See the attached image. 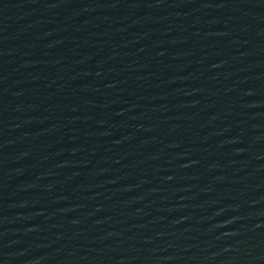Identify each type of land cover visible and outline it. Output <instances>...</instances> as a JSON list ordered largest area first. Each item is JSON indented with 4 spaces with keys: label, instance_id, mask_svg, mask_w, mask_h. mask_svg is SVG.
Returning a JSON list of instances; mask_svg holds the SVG:
<instances>
[{
    "label": "water",
    "instance_id": "95a60500",
    "mask_svg": "<svg viewBox=\"0 0 264 264\" xmlns=\"http://www.w3.org/2000/svg\"><path fill=\"white\" fill-rule=\"evenodd\" d=\"M0 264H264V0H0Z\"/></svg>",
    "mask_w": 264,
    "mask_h": 264
}]
</instances>
